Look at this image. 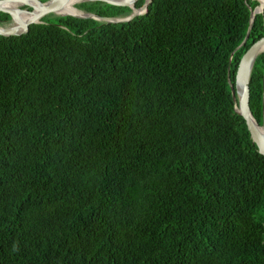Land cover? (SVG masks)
Wrapping results in <instances>:
<instances>
[{
    "label": "trees",
    "instance_id": "16d2710c",
    "mask_svg": "<svg viewBox=\"0 0 264 264\" xmlns=\"http://www.w3.org/2000/svg\"><path fill=\"white\" fill-rule=\"evenodd\" d=\"M260 6L151 0L0 36V264H264V156L231 94ZM248 86L261 126L264 51Z\"/></svg>",
    "mask_w": 264,
    "mask_h": 264
},
{
    "label": "water",
    "instance_id": "95a60500",
    "mask_svg": "<svg viewBox=\"0 0 264 264\" xmlns=\"http://www.w3.org/2000/svg\"><path fill=\"white\" fill-rule=\"evenodd\" d=\"M10 1H20L22 6L17 9H11L7 6H3L4 3ZM34 2L36 6H31L30 2ZM68 0H47L41 2V0H0V12L7 14L10 17V22L13 23L15 20L18 22L19 31L17 26L15 27H1L0 26V36L9 37V36H18L28 32L29 27L33 24L42 23L41 19L46 15H56L55 12L59 11L61 7L64 6ZM103 2L111 6L116 7H128L131 9V14L126 18H110V17H100L90 13H85L78 10L75 5L74 8L80 12L77 15L70 14H58L56 16H71L81 19H94L97 21H103L107 23H120L127 22L133 19L136 16H139L146 12L147 7L151 3V0H145L143 5L140 8H135V3L138 0H82L83 2ZM257 2H263L264 0H255ZM264 8V7H263ZM261 8L260 11L256 9L251 13V22L253 15L256 13H261L263 11ZM35 9L38 10L37 13L33 15L31 19L23 23L20 19L22 13L33 14ZM264 51V36L256 41L251 47L244 53L242 58L239 61L236 74H235V83L234 87L231 86V94L234 102H236L235 112L240 115L245 121L247 130L250 134L252 142L255 144L256 149L259 154L264 156V119L262 125L258 123L253 118L250 108H249V79L251 69L254 63V60L258 54Z\"/></svg>",
    "mask_w": 264,
    "mask_h": 264
},
{
    "label": "bare ground",
    "instance_id": "6f19581e",
    "mask_svg": "<svg viewBox=\"0 0 264 264\" xmlns=\"http://www.w3.org/2000/svg\"><path fill=\"white\" fill-rule=\"evenodd\" d=\"M80 1L82 0H68L66 3H64V6L61 7V9L59 11H56L55 14L58 15V14H70V15H77L79 14L80 12H78V10H76L74 8V5L76 4H79L81 3ZM15 3H19L17 5H21L22 6V3L20 1H10V2H6L3 4V6H7L11 9H17V8H14V7H11L12 4H15ZM30 5L31 6H36V4L34 2H30ZM264 7V2L262 3L261 2V6L260 7H257L256 8V11H260L261 8ZM38 10L35 9L34 13L33 14H25V13H22L20 15V19L23 23L27 22L29 19H31L33 17V15L35 13H37ZM17 26V30L16 31H19V27H18V22L15 20L13 23H11L10 26L8 27H15ZM1 29V28H0Z\"/></svg>",
    "mask_w": 264,
    "mask_h": 264
},
{
    "label": "rangeland",
    "instance_id": "374dc122",
    "mask_svg": "<svg viewBox=\"0 0 264 264\" xmlns=\"http://www.w3.org/2000/svg\"><path fill=\"white\" fill-rule=\"evenodd\" d=\"M11 7H14V8H20L21 5L12 4ZM260 10H261V9H260ZM10 25H11V23H10L8 26H10ZM8 26H6V27H8ZM4 27H5V26H4Z\"/></svg>",
    "mask_w": 264,
    "mask_h": 264
},
{
    "label": "clouds",
    "instance_id": "9594fccd",
    "mask_svg": "<svg viewBox=\"0 0 264 264\" xmlns=\"http://www.w3.org/2000/svg\"><path fill=\"white\" fill-rule=\"evenodd\" d=\"M11 23V22H10ZM2 27V26H1Z\"/></svg>",
    "mask_w": 264,
    "mask_h": 264
}]
</instances>
